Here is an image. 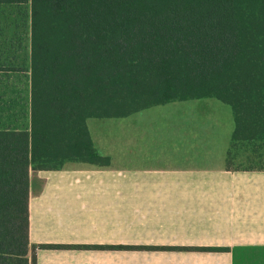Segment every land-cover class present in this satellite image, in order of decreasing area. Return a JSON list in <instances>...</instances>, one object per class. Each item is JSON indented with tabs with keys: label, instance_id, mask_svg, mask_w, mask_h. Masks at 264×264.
Here are the masks:
<instances>
[{
	"label": "trees",
	"instance_id": "1",
	"mask_svg": "<svg viewBox=\"0 0 264 264\" xmlns=\"http://www.w3.org/2000/svg\"><path fill=\"white\" fill-rule=\"evenodd\" d=\"M30 34V129L0 131V264L61 247L29 241V172L108 166L89 118L215 98L234 122L226 170L264 171V0H30Z\"/></svg>",
	"mask_w": 264,
	"mask_h": 264
},
{
	"label": "crops",
	"instance_id": "2",
	"mask_svg": "<svg viewBox=\"0 0 264 264\" xmlns=\"http://www.w3.org/2000/svg\"><path fill=\"white\" fill-rule=\"evenodd\" d=\"M22 21L0 19V131L30 129L31 34ZM118 118L102 129L87 121L108 166L30 170L29 241L61 245L38 248L35 264H264V171L226 170L230 108L171 100Z\"/></svg>",
	"mask_w": 264,
	"mask_h": 264
},
{
	"label": "rangeland",
	"instance_id": "3",
	"mask_svg": "<svg viewBox=\"0 0 264 264\" xmlns=\"http://www.w3.org/2000/svg\"><path fill=\"white\" fill-rule=\"evenodd\" d=\"M0 1H2V2H0V19L2 18V20H3V18L10 17V19L14 22L15 17H18V18L20 17V23H19L20 26L23 24L22 20H24L25 21L24 22L25 28L27 30L28 23L30 21V7H29V5L27 3L24 4L23 2H20V0H18L17 2H15L14 0H0ZM5 74H6L5 72H0V78H3L5 76ZM25 77L27 78V74ZM90 120H94V118H91ZM87 121H86V124H87ZM96 121H97L96 128L102 129L105 126L109 127L110 125L111 126L116 125L117 121H119V118L118 117H111L109 119L107 118L106 121H104V122L99 121L96 118ZM87 128H88V125H87ZM115 131L118 132V130H115ZM112 135L113 134H110V137ZM115 163L118 164V160Z\"/></svg>",
	"mask_w": 264,
	"mask_h": 264
}]
</instances>
